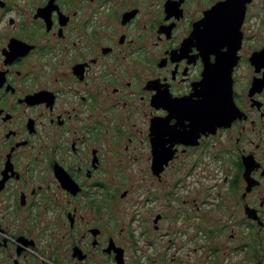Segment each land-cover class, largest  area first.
Listing matches in <instances>:
<instances>
[{
	"label": "flooded vegetation",
	"instance_id": "af4514ba",
	"mask_svg": "<svg viewBox=\"0 0 264 264\" xmlns=\"http://www.w3.org/2000/svg\"><path fill=\"white\" fill-rule=\"evenodd\" d=\"M257 1L0 0V264H160L95 225L123 157L192 194L215 165L222 264H264Z\"/></svg>",
	"mask_w": 264,
	"mask_h": 264
},
{
	"label": "rangeland",
	"instance_id": "374dc122",
	"mask_svg": "<svg viewBox=\"0 0 264 264\" xmlns=\"http://www.w3.org/2000/svg\"><path fill=\"white\" fill-rule=\"evenodd\" d=\"M251 13L253 17H258L249 22L246 34L255 37L257 34L258 38L254 40L263 43L264 0H258ZM252 26L256 27L255 31H251ZM129 159H116L113 161L115 165H111L112 170L100 176L104 185L111 190L113 200L108 205L100 203L95 225L119 239L128 251L134 248H155L160 264H214L216 253V263H230L231 259L225 254L228 253L226 246H231L232 242L228 239L229 233L225 234L221 228L226 222V214L216 212L214 208L211 211L208 204L204 210L199 202L196 206L191 201L192 198L197 199L202 188L212 195L218 192L217 184L221 178L216 166L209 167L206 179L195 177V191L192 194L188 187L191 180L180 187L177 185V177L168 174L161 182L140 170V159ZM122 167L126 168L125 173L120 172ZM102 194L101 190V200ZM204 195L200 194L206 197ZM94 211L91 209L86 213ZM160 214L164 216L163 221L159 222L158 219L155 222L156 216ZM200 218H206V222L202 223ZM156 225H160L159 230L154 228ZM247 236L245 232V241ZM243 263L254 262L246 259L244 254Z\"/></svg>",
	"mask_w": 264,
	"mask_h": 264
},
{
	"label": "water",
	"instance_id": "95a60500",
	"mask_svg": "<svg viewBox=\"0 0 264 264\" xmlns=\"http://www.w3.org/2000/svg\"><path fill=\"white\" fill-rule=\"evenodd\" d=\"M157 166H158V161H155V167H157ZM158 219H160V216H157V217H156L155 222H157ZM95 231H96V230H95ZM110 250H111V249H110ZM118 259L120 260L119 257H118ZM119 264H122V263H120V261H119Z\"/></svg>",
	"mask_w": 264,
	"mask_h": 264
}]
</instances>
